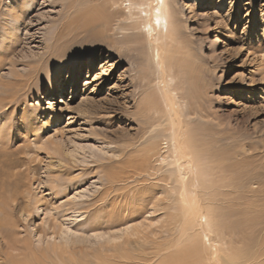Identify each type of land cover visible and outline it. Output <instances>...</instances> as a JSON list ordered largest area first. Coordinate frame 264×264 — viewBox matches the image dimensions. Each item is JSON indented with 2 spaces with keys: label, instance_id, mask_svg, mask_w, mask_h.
I'll return each instance as SVG.
<instances>
[{
  "label": "rangeland",
  "instance_id": "374dc122",
  "mask_svg": "<svg viewBox=\"0 0 264 264\" xmlns=\"http://www.w3.org/2000/svg\"><path fill=\"white\" fill-rule=\"evenodd\" d=\"M176 2L168 59L187 84L176 77L172 93L202 117L190 115V141L242 187L224 207L228 223L242 224L222 233L226 246L264 264V0ZM109 4L126 12L125 0H0V264H158L194 238L187 231L177 244L175 179L189 174L168 164L167 109L138 110L153 84L129 62L137 51L61 48L83 30V12ZM125 225L138 236L114 257L109 233ZM70 238L79 244L63 253L57 244ZM207 252L182 264H215Z\"/></svg>",
  "mask_w": 264,
  "mask_h": 264
},
{
  "label": "bare ground",
  "instance_id": "6f19581e",
  "mask_svg": "<svg viewBox=\"0 0 264 264\" xmlns=\"http://www.w3.org/2000/svg\"><path fill=\"white\" fill-rule=\"evenodd\" d=\"M125 1L127 3L125 4L127 7L125 13H120L118 9L111 12L113 4L94 7L95 9L92 8L93 10L83 12L79 16L82 20L83 30L76 31L71 35L68 34L69 38L64 40L61 48L69 46L72 51H75L79 46L84 47L85 44L89 48L100 46L103 50L117 53L122 58L128 55L130 57L129 49L137 51V56L132 57L129 62H135L138 67L142 66L140 74L144 77L147 76L148 81L153 84L152 91L140 99L138 110L143 112L149 110L150 106L152 109L158 103L167 109L165 118L166 120L171 118V123H168L167 127V130H169L167 136L170 150V161L168 164L176 165L178 171L186 168L189 174L188 181L179 176L180 173L175 179L180 184V218L185 220L183 229L178 235L177 244L180 243V238L187 231H192L194 238L189 239L191 240L190 243L188 242L185 246L180 247V249L178 248L179 250L177 249L172 256L169 258L166 256L158 264H182L187 262L191 257H196L197 255L203 256V254L208 253V249L212 251L210 259L215 264H262L256 258H252L254 255L251 250L249 252L242 251L241 253H237L233 247L226 246L228 245L227 243L230 246L231 240L229 239L225 243L222 233L235 229L241 234L242 224L240 222L228 223L227 212L224 210V207L228 206L229 203L230 205L237 203L239 200L238 196L232 197V195L242 187L235 181L233 182V178L230 176L225 177L224 172L226 171H223L219 165L209 159V154L205 155L200 150V142L197 143L196 141L193 144L190 141V135L186 130V124L188 121H192L190 115L195 116L197 120L202 119V117L198 115L197 110H194L192 114H188L185 110L186 103L184 100L179 98V95L175 96L172 93L176 88V85L173 84L176 77L179 79L180 84H187V81L182 78L183 72L179 71V73H176L168 59V44L170 41L175 40L171 36L174 35V32H177L176 20L181 13V9L177 7L176 0ZM14 2H11V6L16 4ZM97 23H100L102 27L96 29L95 25ZM141 33L144 37L143 41L138 39ZM130 43L131 45H129ZM123 47L125 48L123 49ZM142 54H145V57ZM48 78L51 79L52 77L49 76ZM141 78L144 79L142 76ZM147 78L145 77V79ZM170 84H172L173 88ZM139 85H141V81H139ZM156 145L157 142L154 140L150 147H148L147 152L152 151ZM215 155V152H213L212 156ZM228 180L230 181L227 182ZM1 223L12 231L14 225L9 215L5 214L3 219H1ZM136 226L138 225H125L109 233L108 241H105H107V244H111L110 246L113 249L111 253L114 257L116 252L121 253V255L127 254L125 250H128L126 247H130V238L138 236L139 233ZM104 233L106 232L99 231L91 235L95 238L104 235ZM123 236L127 239L122 243L126 249L123 247L124 250L121 251L117 248L116 242ZM78 241V238L75 240L70 238L67 243H58L57 248L63 253L66 248H69V252L73 253L76 249L73 245L79 244ZM88 242L90 241L88 240ZM88 246H85V248ZM83 248L84 246L81 245L78 249L82 250ZM103 249L100 250V253H102ZM221 252H223L224 256H221ZM34 255H32L33 259L31 260L37 262V258ZM98 255L94 257L98 258ZM108 255L109 253L105 252L102 253L101 257H110ZM140 259L143 258H134V260L129 261L135 262V260ZM101 260L98 264H105L104 260L103 262Z\"/></svg>",
  "mask_w": 264,
  "mask_h": 264
}]
</instances>
